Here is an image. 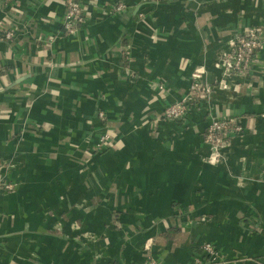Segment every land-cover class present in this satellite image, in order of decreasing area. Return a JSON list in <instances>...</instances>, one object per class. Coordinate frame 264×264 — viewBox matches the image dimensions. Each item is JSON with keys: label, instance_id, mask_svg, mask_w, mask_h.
<instances>
[{"label": "crops", "instance_id": "crops-1", "mask_svg": "<svg viewBox=\"0 0 264 264\" xmlns=\"http://www.w3.org/2000/svg\"><path fill=\"white\" fill-rule=\"evenodd\" d=\"M159 1L79 0L87 19L64 35L62 0H0V179L16 184L0 192V264H195L207 242L217 264H264V86L239 78L182 118L141 123L194 74L216 82L231 39L264 30V0ZM251 69L264 77V43ZM211 114L242 126L215 163ZM106 127L119 147L79 172L72 146Z\"/></svg>", "mask_w": 264, "mask_h": 264}, {"label": "built area", "instance_id": "built-area-1", "mask_svg": "<svg viewBox=\"0 0 264 264\" xmlns=\"http://www.w3.org/2000/svg\"><path fill=\"white\" fill-rule=\"evenodd\" d=\"M62 4L64 5L65 11L62 18L61 33L64 35H72L76 33L81 24L85 23L87 13L79 0H62ZM110 8L109 13H118L125 9V4L120 1L112 4ZM13 35L14 32L8 30L3 33V39H11ZM263 43L264 30L261 27L249 26L243 28L241 32L231 39L232 49L220 59L219 66L221 73L216 82L210 85L205 84L197 74H194L188 92L181 99L165 106L158 112V115L143 119L141 123L148 127L149 125L153 127L163 121L170 122L182 118L187 112L197 107L200 102L210 103L214 101L213 94L217 91L216 88L232 92L238 91V87L231 85L230 81L236 82L239 78L247 77L250 74V68L256 53L262 48ZM213 115H210V121L204 132V141L209 147V161L215 163L221 155V148L229 144L232 136L241 133L242 126L239 124V119L219 118ZM97 117L101 122L105 121L104 112H98ZM107 128H105L93 143L94 151L97 153L119 147V139L112 132H109L110 130ZM212 147L215 148L214 157L210 155ZM0 185L8 190H13L16 186L15 183L2 179H0ZM201 251L203 256L202 258H198L195 264H217L223 261L216 246L209 242L202 245ZM147 264H159V262L154 258H149Z\"/></svg>", "mask_w": 264, "mask_h": 264}, {"label": "rangeland", "instance_id": "rangeland-1", "mask_svg": "<svg viewBox=\"0 0 264 264\" xmlns=\"http://www.w3.org/2000/svg\"><path fill=\"white\" fill-rule=\"evenodd\" d=\"M252 72L253 71L250 68V74L247 77H242L241 78V79H244V80H242V85H244L242 88H245V89H241L240 91L244 90L245 93L247 91H248L247 93H252L251 90L254 91L257 88H262L264 86V77L262 75L261 76L254 75ZM246 79H248V80H246ZM69 148H70V146H69ZM72 148L77 149V151H78L77 162L79 164V172L82 171V170L84 172V170H85L84 167H86L90 163L91 158L94 155H96L97 153L94 151L93 145L91 147L88 146L86 148H81V147H77V146H74L73 145ZM89 152L92 154L91 157H88L87 156ZM15 188H16V186H15ZM15 188L13 190H15ZM7 190L8 189H4V187L2 185H0V192H2V193H9V192H12L13 191V190H8V191Z\"/></svg>", "mask_w": 264, "mask_h": 264}, {"label": "water", "instance_id": "water-1", "mask_svg": "<svg viewBox=\"0 0 264 264\" xmlns=\"http://www.w3.org/2000/svg\"><path fill=\"white\" fill-rule=\"evenodd\" d=\"M149 1H150V2H153V3H157V4L160 2V1H158V0H155V1H153V0H149ZM124 11H125V10L123 9L122 11L118 12V14L123 13ZM8 87H9V85L0 88V93H2V92H4L5 90H7ZM263 110H264V108H263ZM97 114H98V111L95 113V115L97 116ZM220 152H221V150H220ZM210 155H211V157H214V156H215V148H214V147L211 148V153H210Z\"/></svg>", "mask_w": 264, "mask_h": 264}]
</instances>
